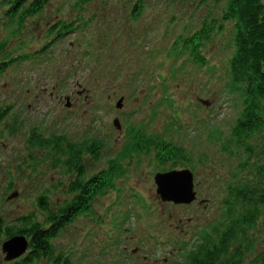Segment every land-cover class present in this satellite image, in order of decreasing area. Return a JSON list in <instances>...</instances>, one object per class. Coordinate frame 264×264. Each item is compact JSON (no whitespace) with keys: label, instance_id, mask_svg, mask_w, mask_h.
<instances>
[{"label":"rangeland","instance_id":"1","mask_svg":"<svg viewBox=\"0 0 264 264\" xmlns=\"http://www.w3.org/2000/svg\"><path fill=\"white\" fill-rule=\"evenodd\" d=\"M71 2L50 1L19 38L10 40V49L23 43L22 48L38 52L47 45L52 37L47 29L56 11L74 25L88 21L86 25L41 49L36 65H10L0 74V110L6 112L0 117V264L20 261L29 251L4 260L6 225L18 224L27 214L44 224L46 210L39 207V195L47 196L52 212L73 197L66 190L74 173L64 164L65 140L84 137L88 146L103 143L98 156L81 154L86 178L108 171L130 128L148 138L149 151L122 156L118 162L123 171L113 187L57 230L51 255L34 257L27 264H178L199 234L218 222L227 185L245 180L259 185L257 180L263 178L256 175V167L264 164V132L253 135L249 146L223 150L241 109L228 72L231 49L226 42L232 23L223 22L222 34L205 45V65L186 54L167 55L178 35L194 30L205 17L220 19L225 0H144L135 17L132 0H109L105 7L93 3L80 12L71 10ZM0 8L1 40L12 31L5 28L6 8ZM93 58L101 62L96 64ZM94 65L104 70L92 71ZM34 84L36 92L58 91L60 96H72L74 104L66 109L63 98L56 106L42 103L35 113L23 110L27 102L17 100L21 92L34 91ZM8 105L11 108L4 110ZM115 118L119 129L113 125ZM32 131L50 144L30 145ZM157 141L178 147L179 157L159 164ZM183 169L193 175L195 199L189 204L161 201L154 174ZM13 193L16 196L9 198ZM259 207L264 212V205ZM263 223L260 217L245 241L231 247L242 253L239 264H264Z\"/></svg>","mask_w":264,"mask_h":264},{"label":"trees","instance_id":"2","mask_svg":"<svg viewBox=\"0 0 264 264\" xmlns=\"http://www.w3.org/2000/svg\"><path fill=\"white\" fill-rule=\"evenodd\" d=\"M50 1L52 0L0 1V6L6 8L4 11L7 22L5 28L8 31V28L11 27L9 32L12 31L10 34H5L0 40V74L10 65L23 63L36 65L39 63L37 53L41 49L43 51L54 40L60 39L72 29L83 28L88 22L85 21L82 26L74 25V20L67 21L61 18L59 11H56L52 16L55 20L49 24L47 29V36L52 35L47 45L45 44L38 52L32 51L29 47L22 48L23 43L16 49H10V40L16 36L19 38L25 31L27 23L44 12ZM98 2L104 4L105 7L109 0H72L69 7L72 11L80 12L84 7ZM143 3L144 0H132L131 10L134 17L141 12ZM227 21L232 23V32L226 42L231 49L227 61L228 72L231 90L238 93L241 109L231 128L228 141H224L223 150L226 151L234 148L235 145L249 146L248 140L253 138V135L264 132V0H225L220 19L205 17L197 28L178 35L167 52L168 56L175 58L186 54V57L192 62L205 65L207 62L203 53L205 45L212 42L216 34H222L223 22ZM50 47L52 48V46ZM87 48L89 46L85 45V49L90 55L91 52ZM111 57L114 56H106V59ZM91 60L96 64L101 62L96 58ZM101 69L104 70V67L91 66L92 71ZM114 76L116 77V72ZM163 97L168 98V96ZM168 107L172 108L173 106L168 102ZM10 108L8 105L4 110L8 111ZM5 113L3 111L2 116ZM128 132L131 136L124 142V148L119 152L120 156L149 151L150 145L145 143L148 138L144 134H138L133 128H130ZM48 144L50 142L43 137L38 140V146L41 148ZM54 145L58 146V143H54ZM154 147L157 149L155 155L159 164L168 163L179 157V149L172 143L162 141L156 143ZM250 147L249 151L251 152L253 148ZM88 150H92L91 145L88 146ZM72 153L70 154L73 166L77 162V154ZM119 159L110 161L108 171L102 172V184L97 183V176L88 177L87 184H84L79 178L72 182L73 207L76 203L81 205L89 203L98 194L105 193L113 187L114 178L123 171L118 162ZM256 170L258 178H261V175L263 177L257 180L259 185H251L246 180L237 182V185H227V191L225 190L227 195L222 201L223 209L218 222L211 225L209 231L199 234L198 242H194L193 247L185 251L182 261H179L178 264H239L242 253L231 247L245 241L249 235L248 231L257 224L260 217L264 222V212L259 207L261 204L264 205V164L257 166ZM82 192H85V195ZM76 213L77 211L74 210L45 211L44 224L35 221L31 214H27L19 217L18 224L6 225L7 238L26 235L29 239L28 253L13 264H27L34 257L51 255L53 253L52 241L58 233L57 230L64 223L69 222ZM233 250L234 258L229 259L228 254ZM238 257L239 260L236 261Z\"/></svg>","mask_w":264,"mask_h":264},{"label":"flooded vegetation","instance_id":"3","mask_svg":"<svg viewBox=\"0 0 264 264\" xmlns=\"http://www.w3.org/2000/svg\"><path fill=\"white\" fill-rule=\"evenodd\" d=\"M52 17V16H51ZM62 18V17H61ZM59 83V81L57 82ZM36 87H37V84H34V86L32 87L34 89V91H26V92H21V95L20 93L16 94L17 96L20 95V97L18 98L17 102L19 104H23L25 102H27L26 104L22 105L21 107L23 108V110H27L28 108L31 110H33L32 113H35L36 110H39V106L44 103V102H49L50 104L52 105H57V103H59V101L61 99H65L66 103H65V108L68 109L70 107V105L74 104V102L72 101L73 100V97L71 96H67L65 95L64 97L63 96H60L57 94L58 91H50L48 93H46L45 91H43V93H39V92H36ZM56 89V87H55ZM44 95H48V100H44ZM85 99V98H84ZM18 105V104H17ZM50 111H53L50 110ZM2 113L3 111L0 110V117H2ZM34 128H32L31 130H33ZM129 131V130H128ZM127 131V133L124 135V137H127L129 138L131 136V134ZM86 135V134H85ZM39 135L36 134L34 131H32V134L31 136L28 138V143L30 145H35L38 147V140H39ZM124 144V143H123ZM91 145V151L88 150V144L86 142V138L84 137H81L79 140H74V141H68V140H65V146H64V152L66 153V157L64 159V164L65 166L67 167V170L68 172H71L72 175L74 173V177L69 180L68 182V186H67V192L72 194L73 195V192L71 190V185H72V182L74 180H76L77 178L81 179L82 182L84 184H87V180H88V177H84L83 176V164H82V156L81 154H88V155H91V156H98L99 155V152L101 151L102 147H103V143L100 142L99 144L98 143H91L89 144ZM124 148V145L121 146V148L119 149V151L117 152L118 155H119V152L120 150ZM74 150L73 153L77 154L76 156V159H77V162L75 164H73V166L71 165V154L72 151ZM69 151V152H68ZM64 153V154H65ZM72 153V154H73ZM69 154V155H68ZM70 156V157H69ZM128 157V156H126ZM119 158H122V156H118L117 157V160ZM116 159V158H114ZM69 162V163H68ZM104 171L103 170H99V173H96L90 177H93V176H97L96 178H98L97 180V183L100 184L102 182V172ZM102 184V183H101ZM83 195H85V192H82ZM38 203H39V207L42 209V210H46V211H53L51 210L52 208L54 209L53 206H50V200L47 199V196L46 195H39L38 196ZM140 207H143V206H140ZM89 208V203L86 202V204H79V203H76V205L73 207V197L71 196L69 199H65V202L63 203V205H61L60 207L56 208L55 211H60V210H74V211H79V210H82V209H88ZM65 224V223H64ZM181 248V247H179Z\"/></svg>","mask_w":264,"mask_h":264},{"label":"water","instance_id":"4","mask_svg":"<svg viewBox=\"0 0 264 264\" xmlns=\"http://www.w3.org/2000/svg\"><path fill=\"white\" fill-rule=\"evenodd\" d=\"M120 98L116 107L121 108ZM113 125L120 128L117 118L113 120ZM156 185V194L161 201L173 202L175 204H189L195 199L193 190V175L188 169L171 170L159 172L153 176ZM13 193L9 198L15 197ZM29 241L24 235H15L1 243V250L4 253V260L11 261L21 257L28 248Z\"/></svg>","mask_w":264,"mask_h":264}]
</instances>
